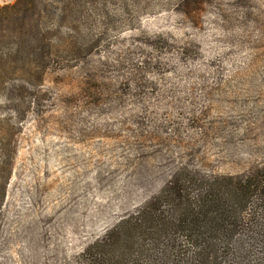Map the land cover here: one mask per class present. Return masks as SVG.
<instances>
[{
    "label": "rangeland",
    "instance_id": "1",
    "mask_svg": "<svg viewBox=\"0 0 264 264\" xmlns=\"http://www.w3.org/2000/svg\"><path fill=\"white\" fill-rule=\"evenodd\" d=\"M65 1L14 55L26 67L0 34V264L115 261L111 233L136 243L124 219L160 201L178 220L175 183L200 195L264 175V0Z\"/></svg>",
    "mask_w": 264,
    "mask_h": 264
},
{
    "label": "trees",
    "instance_id": "2",
    "mask_svg": "<svg viewBox=\"0 0 264 264\" xmlns=\"http://www.w3.org/2000/svg\"><path fill=\"white\" fill-rule=\"evenodd\" d=\"M62 5L66 6L68 2L17 0L11 7H0V12H5V17H0V34L6 31L2 29L5 25L12 28L7 32L17 35L19 39L14 45L11 44L8 54L13 57L29 49L32 51L39 40H43L52 30L48 28L44 33L41 12ZM42 46L43 50L38 55V61L42 62H37L35 66L40 77L53 55L50 44L46 42ZM92 49L93 44L73 49L75 60L87 55ZM31 57L21 59L20 56H14L19 59H13L12 62H20L26 67ZM1 124L4 130L9 123L3 120ZM15 154L14 148L6 164L8 176ZM171 190L174 195L172 202L178 208L176 222L172 202L171 209L162 210L163 204L159 201L157 208L150 209L145 217H140L139 213L121 222V226L128 225L136 232L135 246L129 247L128 254L124 253L127 249L125 244L128 245L126 238L113 232L109 238H117L115 246L125 247L121 257L113 261L102 254L89 264H264V175L227 185L221 181L219 187H211L200 195H191L178 182L172 185ZM4 192L5 182L0 192V207ZM147 221L156 228L155 233L147 232L151 227L145 228Z\"/></svg>",
    "mask_w": 264,
    "mask_h": 264
}]
</instances>
